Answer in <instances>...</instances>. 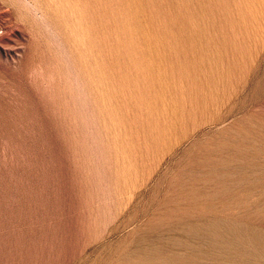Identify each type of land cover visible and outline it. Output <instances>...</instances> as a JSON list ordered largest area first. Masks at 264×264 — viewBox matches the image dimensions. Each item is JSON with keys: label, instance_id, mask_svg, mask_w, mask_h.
I'll use <instances>...</instances> for the list:
<instances>
[{"label": "rangeland", "instance_id": "1", "mask_svg": "<svg viewBox=\"0 0 264 264\" xmlns=\"http://www.w3.org/2000/svg\"><path fill=\"white\" fill-rule=\"evenodd\" d=\"M0 264H264V0H0Z\"/></svg>", "mask_w": 264, "mask_h": 264}]
</instances>
